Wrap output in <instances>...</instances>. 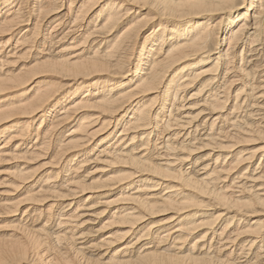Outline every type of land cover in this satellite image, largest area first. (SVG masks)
<instances>
[{
  "label": "bare ground",
  "instance_id": "obj_1",
  "mask_svg": "<svg viewBox=\"0 0 264 264\" xmlns=\"http://www.w3.org/2000/svg\"><path fill=\"white\" fill-rule=\"evenodd\" d=\"M243 2L0 0V261L264 264V0Z\"/></svg>",
  "mask_w": 264,
  "mask_h": 264
},
{
  "label": "snow or ice",
  "instance_id": "obj_2",
  "mask_svg": "<svg viewBox=\"0 0 264 264\" xmlns=\"http://www.w3.org/2000/svg\"><path fill=\"white\" fill-rule=\"evenodd\" d=\"M223 3L226 6H229L235 9H243L247 7V5L243 2V0H223ZM207 4H208V0H188L187 5H183V6L195 9L198 7L207 6ZM0 264H4V262L0 261Z\"/></svg>",
  "mask_w": 264,
  "mask_h": 264
}]
</instances>
